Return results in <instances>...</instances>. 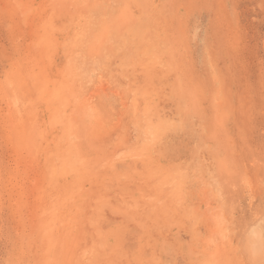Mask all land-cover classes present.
<instances>
[{
  "label": "rangeland",
  "instance_id": "rangeland-1",
  "mask_svg": "<svg viewBox=\"0 0 264 264\" xmlns=\"http://www.w3.org/2000/svg\"><path fill=\"white\" fill-rule=\"evenodd\" d=\"M0 264H264V0H0Z\"/></svg>",
  "mask_w": 264,
  "mask_h": 264
}]
</instances>
